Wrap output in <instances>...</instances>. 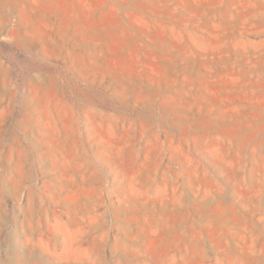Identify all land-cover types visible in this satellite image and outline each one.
Listing matches in <instances>:
<instances>
[{"label": "rangeland", "instance_id": "374dc122", "mask_svg": "<svg viewBox=\"0 0 264 264\" xmlns=\"http://www.w3.org/2000/svg\"><path fill=\"white\" fill-rule=\"evenodd\" d=\"M0 264H264V0H0Z\"/></svg>", "mask_w": 264, "mask_h": 264}, {"label": "bare ground", "instance_id": "6f19581e", "mask_svg": "<svg viewBox=\"0 0 264 264\" xmlns=\"http://www.w3.org/2000/svg\"><path fill=\"white\" fill-rule=\"evenodd\" d=\"M38 154V153H37ZM39 159V158H38ZM39 161V160H38ZM40 169V168H39ZM48 169V168H47ZM45 170V169H44ZM44 170H42V171H44ZM40 172V171H39ZM49 172V171H48ZM17 240V239H16ZM12 242V241H11ZM32 246V245H31ZM26 255H27V257H29V259L30 258H32L33 256H34V252L33 251H27V253H26ZM24 256H25V254H24ZM36 257V256H35ZM33 259V258H32ZM36 259V258H35ZM24 260V259H23ZM28 261H30V260H28ZM31 262V261H30Z\"/></svg>", "mask_w": 264, "mask_h": 264}]
</instances>
